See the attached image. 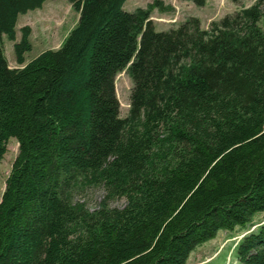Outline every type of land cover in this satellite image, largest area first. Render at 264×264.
Wrapping results in <instances>:
<instances>
[{"label": "trees", "instance_id": "16d2710c", "mask_svg": "<svg viewBox=\"0 0 264 264\" xmlns=\"http://www.w3.org/2000/svg\"><path fill=\"white\" fill-rule=\"evenodd\" d=\"M45 1L0 0V161L19 144L0 264H187L236 229L240 263L264 264V0L163 31L151 14L172 7L159 0L131 12L127 0H70L77 24L27 62L31 27L17 41L18 19ZM92 188L105 191L95 210L80 199Z\"/></svg>", "mask_w": 264, "mask_h": 264}, {"label": "rangeland", "instance_id": "374dc122", "mask_svg": "<svg viewBox=\"0 0 264 264\" xmlns=\"http://www.w3.org/2000/svg\"><path fill=\"white\" fill-rule=\"evenodd\" d=\"M155 0H127L124 10L133 11L137 7H147ZM163 7L171 6L169 11L154 9L151 20L158 31L176 28L186 18L196 17L200 19L202 28H208L214 20H220L227 14H232L243 5L250 6L256 0H206L205 5L198 6L193 0H159ZM79 14L75 11L70 0H46L43 7L30 10L21 14L17 23V41L22 38L21 28L29 25L31 27L30 41L32 49L25 54L26 61L37 57L48 49H58L68 36L69 32L77 24ZM260 26L264 30V16L260 20ZM2 43L9 65L13 68L22 67L16 62L14 42L6 35L2 36ZM116 93L121 107V115L125 117L130 106V95L132 90V79L127 71L117 74ZM19 144L12 137L7 143V153L0 161V200L5 188V183L14 159L18 154ZM105 196L102 188L89 189L80 199L85 201L91 210L99 208ZM126 198H117L109 202L112 207L122 208L125 206ZM259 218L258 220H260ZM242 232L221 230L217 236L194 250L187 264H241L237 258L235 245L240 240Z\"/></svg>", "mask_w": 264, "mask_h": 264}, {"label": "crops", "instance_id": "0c3cea01", "mask_svg": "<svg viewBox=\"0 0 264 264\" xmlns=\"http://www.w3.org/2000/svg\"><path fill=\"white\" fill-rule=\"evenodd\" d=\"M44 5V4H43ZM43 7V6H42Z\"/></svg>", "mask_w": 264, "mask_h": 264}]
</instances>
